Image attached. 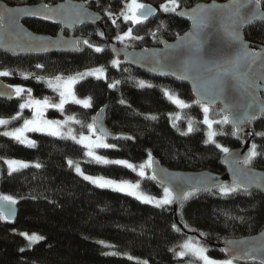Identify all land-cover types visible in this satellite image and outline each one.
Segmentation results:
<instances>
[{
  "label": "trees",
  "instance_id": "trees-1",
  "mask_svg": "<svg viewBox=\"0 0 264 264\" xmlns=\"http://www.w3.org/2000/svg\"><path fill=\"white\" fill-rule=\"evenodd\" d=\"M4 1L11 5L42 2ZM57 1L43 0L46 3ZM127 1L87 0L86 5L102 15L107 37L117 40V36L131 29V37L122 42L129 48L158 45L160 38L172 40L188 27L185 19L162 9L170 0H138L153 5L156 12L136 23L125 21L120 13L126 9ZM199 1L209 0H176V3L191 6ZM260 2L264 7V0ZM25 23L37 32L55 34L60 30L59 26L44 21L26 20ZM74 32L83 35L92 47L82 42L77 52L13 54L0 51V71L10 73L0 78L10 86L30 89L33 98L59 103L58 92L46 85L49 79L102 67L104 78L89 76L74 85L77 96L90 99V107L69 102L63 110L48 108L46 114L53 118L73 115L79 121L74 130L85 133L87 124L93 122L94 114L103 107L106 125L116 135L107 141L116 147L95 149L98 155L140 165L151 153L161 165L171 169L224 171L220 161L223 152L215 144L205 143L208 127L203 123L202 106L196 103L185 82L155 77L114 58L98 25L85 24ZM244 32L246 39L264 45V22H253ZM95 47L102 51L95 52ZM113 60L119 64L113 66ZM37 64L43 67L37 68ZM25 74H28L27 79ZM37 77L43 79L37 80ZM140 80L151 87H139ZM109 84L115 87L109 88ZM165 89L185 105L181 107L171 102L164 95ZM25 94L11 98L0 96V116L16 113ZM121 100L125 103L121 104ZM218 107H209V120H220L226 114ZM189 125L193 128L191 132H188ZM248 126L247 135L233 136L229 124L213 123L211 130L216 133L215 142L227 148L241 147L250 138V148L255 144L258 153L250 165L264 170V135H257L264 133V114ZM2 133L0 128V193L17 201V215L13 221L0 219V264H180L184 260L177 257L176 251L189 236L198 238L211 257L227 258L216 247L218 242L228 237L256 234L264 227V193L261 191L251 189L249 194L238 192L226 197L215 194V189L212 193L201 191L184 202L182 208L178 202L180 227L173 217L172 206L159 208L125 193L101 189L79 176L67 161L78 162L86 173L139 182L147 194L161 195L163 186L151 180L149 170L141 179L125 167L97 164L85 156L86 149L70 139L28 132L36 146L27 147ZM128 136L132 139L124 138ZM8 158L28 161L30 166L9 174L3 162ZM37 163L39 168L33 166ZM22 232L37 233L43 239L30 245ZM236 264L261 263L249 260Z\"/></svg>",
  "mask_w": 264,
  "mask_h": 264
},
{
  "label": "snow or ice",
  "instance_id": "snow-or-ice-1",
  "mask_svg": "<svg viewBox=\"0 0 264 264\" xmlns=\"http://www.w3.org/2000/svg\"><path fill=\"white\" fill-rule=\"evenodd\" d=\"M87 0H85V3ZM248 3L259 5L260 0H247ZM235 5V10L231 16L232 30H231V41L236 44V53L233 56L225 58L222 61H210L205 60L201 55V50L204 44V38L206 36L205 29L209 27V17L208 13L214 9H229L231 6L228 4L217 5L212 4L208 6H199L198 10H194L190 18L193 22V31L186 33L183 37H178L177 43L174 46H165V49L161 50L160 53L152 54V57L148 58V61L151 63L160 64L162 60H168L177 62L179 68L185 73L184 78H188L190 75L191 78L198 83L199 91L202 94V99L196 103L201 104L202 112L204 114L203 123L207 125L209 131L206 133L207 140L205 143H213L215 147L220 149L223 153L226 154V157L230 158V162L235 164H242L244 166H249L252 161L257 157L258 153L256 151V145L253 144L248 150L244 158L239 159L238 154L230 153L229 148L223 147L221 144L216 143L214 136L216 133L212 131L213 123L225 125L232 124L233 132L232 135L236 136L239 132H242L240 127L245 121H251L256 118V115L249 112V109L254 107L258 109L260 114H264V103L258 101L255 93L261 88L262 83H264V51H251L247 44L239 39L238 29L240 23L243 19L241 14V9L244 8L243 4H239L236 0H233ZM162 9L165 12H176L178 7L176 0H170L168 5H162ZM43 11H32V10H15L12 8H4V13L8 14L9 19L16 29L19 30V19L14 13L18 11L24 12L26 15L33 16H42L45 19H59L60 23H80L88 16V13L85 9L84 4L80 5H59L56 8H50L46 5L42 6ZM69 10L75 11V16L72 17L69 15ZM153 9L145 4L137 3L136 0H131V3L127 4L126 9L120 13L123 16L125 21L131 20L133 23H136L141 20H146L148 16L152 15ZM180 15L185 16L189 15L188 13H180ZM111 17V13H109ZM3 16H0V19H3ZM22 31V30H21ZM132 30L124 32L122 36H117L116 39L121 42L124 41L126 37H131ZM31 39H42V38H31ZM139 39V37H135ZM74 48H77L81 43L79 39H74L71 41ZM85 45L92 47L88 44V41H83ZM173 47L176 51L169 52L168 48ZM95 52H101L100 47H95ZM147 52V50H145ZM127 55V53H126ZM187 55L189 57H195L196 63L198 65V70L192 72L188 65L179 61L180 56ZM113 66H117L119 62L117 60L111 61ZM257 65L261 69L258 73L256 71ZM37 68H42L40 64L36 65ZM175 74V73H174ZM10 73L8 71H0V76H8ZM95 77L96 79H101L104 77V69L102 67L90 69L84 72L77 73L76 76H70L64 78L61 75H56L53 79H49L47 84L49 87H52L54 91L59 94V103H51L47 98L32 99L31 90L25 89L22 86H9L11 92L15 96H21L22 93H28V99L24 103L19 105L21 110L25 108L32 109V118L24 119L23 125L21 127L15 128L12 131H5L2 133L4 136L11 137L20 144H24L27 147H35V141L28 139L24 133L26 132H40L46 133L50 136L60 137L63 139H70L75 143L81 145L86 149L85 156L95 161L97 164L109 165L114 164L118 166L125 167L127 169L136 172L137 175L143 179L146 176V170H151V180L156 181L158 174L154 168V159L151 153L148 154V158L144 163H141L137 169V166L130 163L124 159H115L110 160L104 156L97 155L95 149H110L115 148L116 145L106 143L105 141L110 136L102 125L97 127V117H93V122L87 125V130L89 135L80 134L79 138L73 134L71 128L68 129V132L65 133L61 129L69 122L76 121L74 117H67L64 121L60 120H48L44 118V111L47 108H56L63 110L64 105L69 101L82 105L84 108L90 107V99H79L73 91V85L78 83V80H82L85 77ZM25 79L28 78V74H25ZM37 80L43 79L42 77H37ZM116 83H119L117 81ZM138 86L143 88L145 86L151 87V85H146L145 81L140 80L137 82ZM109 88L115 87V84H109ZM229 88H234L240 92L242 98H247V103H242L241 100H235L232 103L225 104L224 109H222L224 114L220 120L210 121L209 120V107L211 104H214L217 100L223 102L222 97L224 96L226 90ZM164 95L171 102L176 104H183V101H180L177 98H173L168 90H164ZM121 104L125 103L124 100L120 101ZM244 108V115H239L240 108ZM231 110V114H227ZM99 115V114H98ZM19 116V113H17ZM17 117H13L16 119ZM155 119V117H152ZM8 123L5 119H0V125H6ZM193 130L192 126L189 125L188 132ZM186 134V133H183ZM257 135H264V133H257ZM95 137V139H92ZM125 139H132V137H124ZM8 166L9 174L19 169L29 167V163L23 160L8 159L4 161ZM70 167H74L75 172L78 175H81L84 180L89 181L93 185L101 189H111L113 191L125 193L129 196L134 197L135 199L141 201L142 203L152 204L155 207L164 208L165 206L171 205L174 202H179L181 208L183 203L190 200L197 193L204 191L212 193L213 189L216 190L215 194H218L222 197L229 196L238 192H243L244 194H249L250 189L253 186L257 188H264V177H260L255 172L246 168H236L235 171L239 174L234 180L231 186L225 185L220 182L218 179L213 177H196V178H184L173 186H168L163 184V196L156 198L155 196L144 195L139 192L140 183H132L128 180H116L111 178H106L104 176H91L86 175L78 162L74 163L72 160L67 161ZM36 168L40 167V164L33 165ZM161 173L167 175L166 171L161 169ZM0 201L7 202L10 205H15L16 200L10 195L0 196ZM10 218L6 217V214L3 210H0V219ZM187 227V225H185ZM175 228V225H173ZM178 230V229H177ZM29 241V244L35 243L39 240H42L43 237L33 234L31 236L26 233H21ZM203 235V233H201ZM102 243V242H101ZM183 251L178 252L176 255L179 257H184L190 255L196 258L201 264H233V260L236 259L235 256L232 258L226 259H212L207 255L208 249L202 246L198 241L193 242L192 240L186 241L181 245ZM264 250V246L261 249H253V251ZM23 251V249H21ZM222 251H227L224 249ZM115 255V253H111ZM247 255V254H246ZM130 258V257H129ZM146 264V262H145ZM261 264H264V260L261 261Z\"/></svg>",
  "mask_w": 264,
  "mask_h": 264
},
{
  "label": "water",
  "instance_id": "water-1",
  "mask_svg": "<svg viewBox=\"0 0 264 264\" xmlns=\"http://www.w3.org/2000/svg\"><path fill=\"white\" fill-rule=\"evenodd\" d=\"M237 3L243 4L244 8L241 9V14L243 19L240 23L238 29L239 39L242 40L245 44L248 45L251 51H264V45L252 42L245 38L244 29L253 22H264V7L261 5H254L248 3L247 0H236ZM84 4L85 9L88 13V16L80 23H60L59 19H45L42 16H33L26 15L22 11H18L14 13L19 19V30L15 28L12 24L11 20L8 17V14L4 13V8H12L15 10H32V11H43L42 6L46 5L50 8H56L59 5H80ZM212 4L217 5H225L228 4L231 7L229 9H214L208 13L209 17V27L204 31L206 36L204 38V44L201 50V55L205 60L210 61H222L225 58L235 55L236 53V44L231 41V16L234 13L235 5L233 4V0H209V1H199L194 3L191 6L178 5L176 12H173L174 15L185 19L188 22V27L182 33L177 34L174 39L167 40L165 38H160L159 44L155 46H147L141 48H132L124 44H120L117 40L113 38L107 37L103 29L102 24V15L90 8L86 5L84 0H58L55 3H46V2H38V3H23V4H8L4 0H0V16H3V19H0V51H5L13 54H24V53H50V52H77L80 49V44L77 48H74L71 41L74 39H79L81 43L85 41V37L81 34H77L74 31L77 27H80L85 24L89 25H98L102 29L103 40H105L107 44V49L112 54L114 58H119L126 65L141 69L146 71L147 73L155 76V77H171L175 80L185 82L191 91L192 97L195 101H199L202 99V94L199 91L198 83L195 82L191 76L188 78L185 77V73L179 68L177 62L162 60L160 64L151 63L148 61L149 57H152V54L160 53L161 50L165 49V46H174L177 43L178 37H183L186 33H190L193 31V22L190 18L191 14H193L194 10H198L199 6H208ZM148 5V4H145ZM153 9L152 15L156 12V7L149 4ZM188 13L189 15L182 16L180 13ZM69 15L74 17L75 11L69 10ZM151 16V15H150ZM149 17V16H148ZM26 20H39L47 23H51L53 25H57L60 28L55 34L45 33V32H37L29 28L25 21ZM22 30V31H21ZM31 38H42V39H31ZM147 50V52H145ZM169 52L176 51L173 47L168 48ZM127 53V55H126ZM179 61H182L186 65H188L189 69L192 72L198 70V65L196 63L195 57H189L187 55L180 56L178 58ZM261 69L257 65L256 71L257 73ZM175 73V74H174ZM7 83H5L0 78V96L11 98L14 94L11 92V88ZM260 103H264V83H262L261 88L255 93ZM223 102L221 100H217L214 104H211L210 107L219 106L220 111L224 109L225 104L232 103L235 100H241L242 103H247V98H242L239 91L234 88H229L226 90L224 96L222 97ZM249 112L256 115V118L251 121H245L240 127L242 128V132H239L237 135H247L250 132V128L248 123L255 121L261 114L258 109L255 107L253 109H249ZM223 112V111H222ZM105 110L102 107L95 114L94 117H97V127L102 125L103 129H105L110 136L108 138H114L116 135L112 133L105 122ZM99 114V115H98ZM227 114H231V110ZM239 115H244V108L241 107L239 110ZM229 125L232 126L231 123ZM233 129V127H232ZM250 138L247 139L241 147L229 148L230 153L238 154L239 159H243L248 150L250 149ZM155 163L154 168L157 171L158 178L157 183L161 186L163 184H167L168 186H173L184 178H196V177H213L218 179L220 182L233 183V180L239 175L235 169L236 168H246L258 174L260 177H264V170L256 168L254 166H244L242 164H233L230 162V158L226 157V154L223 153L222 156V166L224 168L223 172H214L208 169H200V170H183V169H171L161 165L154 157ZM163 169L166 171L167 175H164L160 172ZM150 174L152 175V171L149 169ZM163 182V184H162ZM251 189L258 190L264 193V188H257L253 186ZM250 189V190H251ZM172 210L174 213V219L181 227V224L177 219V206L178 202H174L171 204ZM0 210H3L6 214V221H13L17 215V205H10L7 202L0 201ZM184 232L188 234H194L192 232L186 231L182 228ZM264 246V227L260 229L258 232L243 235L240 237H228L216 244L222 254L227 258L236 257L233 261L235 262H243V261H257L260 262L264 260V250L261 251H253V249H261ZM227 249V251H222ZM247 254V255H246Z\"/></svg>",
  "mask_w": 264,
  "mask_h": 264
},
{
  "label": "rangeland",
  "instance_id": "rangeland-1",
  "mask_svg": "<svg viewBox=\"0 0 264 264\" xmlns=\"http://www.w3.org/2000/svg\"><path fill=\"white\" fill-rule=\"evenodd\" d=\"M136 2L137 3H141V2H139L138 0H136ZM129 3H131V0H128L127 1V4H129ZM142 4V3H141ZM169 3H167V4H165V5H168ZM127 6V5H126ZM131 21V20H130ZM119 43H121V44H123L122 42H119ZM91 69H94V68H91ZM87 70H90V69H87ZM87 70H84V71H87ZM84 71H82V72H84ZM78 73H80V72H78ZM74 76H76V75H74ZM65 79L66 78H68V77H64ZM104 78V77H103ZM79 81V80H78ZM46 85L48 86V84L46 83ZM49 87V86H48ZM50 88H52V87H50ZM73 91H74V85H73ZM26 93V92H25ZM24 93V94H25ZM74 93H75V91H74ZM76 95V94H75ZM77 96V95H76ZM172 97L173 98H177V99H179L180 101H183V100H181L180 98H178L175 94H173L172 95ZM31 98L32 99H36V98H33L32 96H31ZM77 98H79V99H89L88 97H80V96H77ZM26 99H28V94L26 93L25 95H24V100H22L21 102H20V104L21 103H24L25 102V100ZM40 100H43V99H40ZM49 100V99H48ZM50 101V100H49ZM69 102H71V101H69ZM68 102V103H69ZM19 104V105H20ZM185 105V102L183 101V104H178V106H184ZM19 108V107H18ZM48 109V108H47ZM47 109L44 111V118L45 119H48V120H60V121H64L67 117H69V116H71V117H74L73 115H63L62 117H56V118H53V117H49L47 114H46V111H47ZM32 109H30V108H25V109H23V110H21L20 108H19V110L16 112V113H14L13 115H11V116H0V119H5V120H7L8 121V123L6 124V125H0V128H2V130H3V132H5V131H12V130H14L15 128H18V127H21L22 125H23V121H24V119H31L32 118ZM17 113H19V116H17ZM17 117L16 119H13V117ZM21 117V120H19V118ZM75 118V117H74ZM19 120V121H18ZM75 120L77 121V119L75 118ZM18 121V122H17ZM211 121V120H210ZM75 124H77V123H75L74 121H69L62 129H61V131H63V132H65V133H67L68 132V129L69 128H71V130H72V132H73V134H75L76 136H77V139L79 138V136H80V134L81 133H79V132H77L76 133V130H74V128H75ZM88 125V124H87ZM208 131H209V129H208ZM207 131V132H208ZM84 135H89V133H88V130H87V126H86V132L85 133H83ZM24 135L28 138V139H30V136H29V134H28V132H26V133H24ZM92 139H95V137H92ZM206 139H207V137H206ZM31 140V139H30ZM106 143H108V141L106 140L105 141ZM96 152V151H95ZM97 154V153H96ZM98 155V154H97ZM107 158V157H106ZM8 159H14V158H8ZM8 159H3V162L5 161V160H8ZM108 159H110V158H108ZM15 160H22V159H15ZM72 160V159H71ZM110 160H115V159H110ZM124 160H126V159H124ZM23 161H25V160H23ZM127 161H129V160H127ZM25 162H28V161H25ZM74 162V161H73ZM130 163H132V164H134L133 162H131V161H129ZM29 163V162H28ZM74 163H76V162H74ZM4 164L7 166V164L4 162ZM30 164V163H29ZM135 165V164H134ZM137 166V169H138V167H139V165H136ZM7 168H8V166H7ZM72 169H74V167H72ZM82 169V168H81ZM75 171V170H74ZM83 171V170H82ZM84 172V171H83ZM86 175H91V176H103V175H98V174H91V173H86V172H84ZM79 176H81V175H79ZM82 177V176H81ZM104 177H106V178H111V179H116V180H126V179H117V178H113V177H107V176H104ZM83 178V177H82ZM128 181H130V182H132V183H137V182H135V181H131V180H128ZM89 182V181H88ZM92 184V183H91ZM93 185V184H92ZM139 192H141V193H143L144 195H148V196H155L156 198H160V197H162L163 196V192H162V194L161 195H158V196H156V195H151V194H147L145 191H143L141 188L138 190ZM3 195H6V194H1L0 193V196H3ZM152 205V204H151ZM22 233H26L27 235H29V236H31V235H33V234H36V235H38L37 233H29V232H22ZM24 236V235H23ZM25 237V236H24ZM189 240H192L193 242H196V241H198L202 246H204L205 247V245L204 244H202V242L198 239V238H195V237H192V236H189V237H187L186 239H185V241L182 243V244H184L186 241H189ZM28 241V240H27ZM29 242V241H28ZM33 244V243H32ZM180 251H183V249H182V247H180V249H178L177 251H176V254L178 253V252H180ZM207 255L210 257V258H212V259H217V260H221V259H226V258H215V257H211L209 254H208V252H207ZM177 257H179V256H177ZM179 258H181V259H183L184 261L183 262H181L180 264H201V262H199L196 258H194V257H192V256H190V255H186V256H184V257H179ZM233 264H236V262L235 261H233Z\"/></svg>",
  "mask_w": 264,
  "mask_h": 264
},
{
  "label": "flooded vegetation",
  "instance_id": "flooded-vegetation-1",
  "mask_svg": "<svg viewBox=\"0 0 264 264\" xmlns=\"http://www.w3.org/2000/svg\"><path fill=\"white\" fill-rule=\"evenodd\" d=\"M61 28V27H60Z\"/></svg>",
  "mask_w": 264,
  "mask_h": 264
}]
</instances>
